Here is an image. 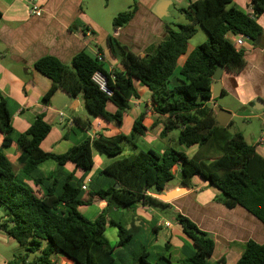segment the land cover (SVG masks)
Here are the masks:
<instances>
[{
  "label": "trees",
  "instance_id": "obj_1",
  "mask_svg": "<svg viewBox=\"0 0 264 264\" xmlns=\"http://www.w3.org/2000/svg\"><path fill=\"white\" fill-rule=\"evenodd\" d=\"M252 8L253 15H249L238 9L234 0H189L187 9L181 10L188 23L180 25L178 31L170 28L155 52L145 56L126 49L116 36H109V54L122 63L124 71L109 73L104 62L85 51L77 54L69 66L53 56H45L34 65L53 83L43 98L44 104L48 105L58 90L72 98L82 96L91 115L119 127L131 110L130 101L139 98L135 82H140L152 94L153 112L162 117L161 137L179 131L180 144L199 146L192 157L173 148L163 153L148 148L116 158L124 151L123 140L137 147L133 139L145 136L144 112L134 122L130 136L99 135L73 146L64 154L49 153L41 147L52 129L45 116H37L26 132L17 133L7 101L0 98L2 144L4 147L17 145L22 151L18 160L21 169L17 172L0 150V209L7 217L0 221V231L24 247L25 253L17 256V261L56 264L53 258L61 255L74 264H117L116 249L130 244L131 233L113 221L107 210L90 221L80 207L103 200L108 207L132 209L143 203L165 209L167 203L150 193L162 192L176 178L173 171L176 165H179L178 176L185 186H190L192 179L200 176L223 193L227 208L241 206L264 223V157L241 132L227 131L232 123L227 128L215 127L214 108L207 105L212 100V77L217 66H222L224 73L238 74L246 65L244 51L236 49L231 36L243 34L254 41L264 33L257 22L264 12V0H252ZM137 10L135 3L115 16L114 29L126 27ZM197 26L207 33V40L179 67L178 59L187 53ZM96 72L107 78L112 96H107L95 84L93 75ZM108 104L117 110L109 112ZM76 122L86 130L91 129L88 120L76 118ZM94 150L116 159L101 171L108 183L93 186L86 198L87 190L82 189L84 177L77 178L75 173H63L61 169L72 163L76 169L90 173L94 167ZM51 162L59 168L47 173L44 165ZM30 182L41 189V197ZM176 221L194 246V253L183 264H209L215 249L214 239L185 215L176 213ZM109 226L119 231L115 245L106 236ZM170 248V243H166L165 249ZM31 254L34 255L32 260L29 259ZM171 257V254L160 255L153 264H174ZM145 258L137 255V262L152 264ZM236 264H264V244L247 242Z\"/></svg>",
  "mask_w": 264,
  "mask_h": 264
},
{
  "label": "crops",
  "instance_id": "obj_2",
  "mask_svg": "<svg viewBox=\"0 0 264 264\" xmlns=\"http://www.w3.org/2000/svg\"><path fill=\"white\" fill-rule=\"evenodd\" d=\"M96 1L99 0H41L43 12L40 17H36L29 12V0H0V12L2 13L0 20V98L7 101L15 132H26L37 116L44 115L52 129L41 147L46 152L59 155L95 136L114 137L118 134L130 136L134 122L144 112L146 114L144 125L147 132L144 137L135 138L138 139L136 141L145 138L148 142L155 140L159 142L162 139L166 143H171L170 135L166 138L161 137L164 125L160 122L162 117L152 110L151 92L138 81L135 82V86L139 98H133L130 101V114H125L123 124L119 128L99 117L92 120L88 111L82 110L80 96L72 98L62 90L55 93L48 105L44 104L43 98L52 88L53 83L34 68L39 59L53 56L62 64L69 66L73 58L83 51L95 52L96 56L100 52L104 55L105 69L109 73L115 70L124 71L122 63L109 54L107 38L112 35L116 36L122 45L140 56L153 53V50L157 49L169 32L170 27L163 18L167 15L170 6L174 4V1H182L187 6L189 5V0H168L161 12L163 18H160L156 13L159 12L160 0H131L126 4L128 8L137 4L138 10L135 17L129 23L130 25L118 30L113 27L114 32L111 33V28H108L103 19H108L113 13L106 12L104 9L95 10ZM114 1L113 5L116 6V0ZM234 4L243 12L253 15L252 0H234ZM111 18L114 19V17ZM257 22L264 32V12ZM101 39L104 45L100 47ZM158 40L161 41L155 46ZM194 49L187 50L188 54L182 56L179 67L184 65ZM241 50L244 51L246 65L238 74H223L222 93L224 94L221 95L228 101L235 102L240 110L234 111L227 100H224V104L217 100L215 104L232 111L233 116L228 126L234 123L233 118L235 117L247 120V124L238 132H241L247 142L256 148L257 153L264 157V141L260 142L264 138L262 129L264 110L260 113L254 110L258 99L264 101V33L254 41L247 40ZM73 99L76 100L75 103ZM213 100L207 105L214 108ZM72 103L75 109L70 106ZM68 108L71 109L70 113L66 111ZM107 110L114 113L117 109L114 105L108 104ZM76 118L88 120L91 123V129L86 130L78 125ZM53 122H58L59 126L53 125ZM3 138L0 133V150L14 166L22 151L17 145L4 147ZM135 139H133L134 143ZM178 145L181 148L175 150L189 157L199 151L198 145L187 147L179 142ZM166 146H162L161 152H158L166 151ZM93 157L94 167L88 174L76 169L72 163L66 164L61 169L63 173H75L77 178L84 177V184L88 186L85 191L86 198L89 197L88 193L93 186H105L108 183V179L101 175V171L113 161H107L95 154ZM58 168L54 163L44 165V171L47 173L54 172ZM20 169V165L15 168L17 172ZM179 170V165L173 168L176 181L167 186L175 191L185 189V192L172 201L164 203H167V208L174 213L187 216L200 230L209 233L214 239L215 249L209 258V264H236L247 242L253 240L264 244V223L241 206L227 208L223 203V193L200 176L194 177L190 186H185L178 176ZM62 176L65 177V174ZM29 184L41 197V189L32 182ZM155 193L157 192L150 194L154 196ZM93 205L99 206L102 210L100 213L107 210L112 220L113 216H118L119 222L116 223L125 227L132 235V240L126 248L116 249V262L121 260L123 264H132V255L135 258L133 262L135 264L137 255L140 254L146 258L157 256V261L160 255L169 252L173 263L183 264L185 259L194 253L192 241L185 235L182 226L180 224L174 226L162 216L167 212V210L162 211L164 208L139 203L132 209H122L108 207V203L103 200L95 201ZM81 208L83 207H80V211ZM0 212H2L0 221L6 220V213L2 208ZM166 223H170L171 227H166ZM162 229H165L167 235L170 236L166 242L170 243L169 250L165 249L166 243L163 246L153 242L149 243L153 240V233L157 235L155 241H158L157 238ZM20 251L15 239L0 231V264H22L16 258V253L21 255ZM53 260L56 264H73L61 255L55 256Z\"/></svg>",
  "mask_w": 264,
  "mask_h": 264
},
{
  "label": "rangeland",
  "instance_id": "obj_3",
  "mask_svg": "<svg viewBox=\"0 0 264 264\" xmlns=\"http://www.w3.org/2000/svg\"><path fill=\"white\" fill-rule=\"evenodd\" d=\"M126 1V2H125ZM131 0H116V6L113 5V2H115L114 0H99V1H96V4H95V10L97 9H104L106 12H110V13H113L112 16L108 17L107 18H104V22L105 24L108 26V28L110 27L111 28V33L114 32L113 30V20L111 17H115L116 15H118V13H120L119 11L121 12H124L126 11V9H128V4L126 3H130ZM118 4V5H117ZM98 7V8H97ZM187 4L185 2H182V1H174V4L170 6L169 10L167 11V15L163 18L164 21H166L168 23V26L170 28H172L174 31H178L179 30V26L180 25H185L188 23L186 17H185V14L183 11H181L182 9H187ZM120 9V10H119ZM130 25V24H128ZM208 35L207 33L199 26H197V32L196 34L189 40V47L187 48V50L189 51L190 48H196L197 46H199L200 44H202L204 41H206ZM157 43H160V41L158 40V42L155 43V46L157 45ZM104 45V42L103 40L101 39L100 41V47ZM95 48H97L95 46ZM96 52H98L97 49H95ZM188 51H187V54H188ZM155 52V49L153 50V53ZM89 55H91L92 57H96V54L95 52H88ZM186 55V54H185ZM184 56V55H182ZM182 56L178 59V64L181 63L182 61ZM73 103L76 102L75 99H73ZM79 100L80 102H82V110L84 112H87V108L85 107V104H84V101H83V98L82 96L79 97ZM217 100H220V103L221 104H224V100L228 101V99H225L224 96H220L216 99H214L212 102V105L214 107H220V108H223L221 105L219 106L218 104H215ZM230 106L232 107V109H234V111L238 112L240 109L238 108L237 104L235 102H231V101H228ZM73 103L70 105L72 106ZM72 109H73V106H72ZM225 109V108H224ZM87 110V111H86ZM67 112H71V109H67L66 110ZM231 113L232 111L229 110ZM258 113H260L261 111H257ZM89 113V112H88ZM130 114V113H128ZM89 116L91 117L92 120H94L96 117H94L93 115H91L89 113ZM233 121L234 123L231 124V126L229 128H227V131L229 133H235V132H238L239 130L243 129L244 125L247 124V120L243 119V118H239V117H235L233 118ZM115 127H118L119 128V125H117L116 123H112ZM53 125L55 126H59L58 122H53ZM170 135V141L171 143L164 141L162 139L159 140V142L157 140L153 141V142H148L146 141L145 138L143 139H139V141H136L138 139H135V145L138 146V147H134L129 141L127 140H123L121 142V144L123 145L124 147V151L123 153H121L120 155H118L116 158H122L123 156L125 155H128L134 151H138L139 149H148V148H151V149H154L156 151H160L161 150V147L162 146H166L165 149H170V148H174V149H180L181 147L178 145V142H177V139H178V135H179V131H173L172 133L169 134ZM173 139H175L173 141ZM138 142V143H137ZM161 152V151H160ZM93 154L97 155V156H101L102 158H104L105 160L107 161H111L113 159H116L114 157H109L107 155H100L96 150L93 151ZM52 163V162H51ZM19 166V163L18 161L15 163L14 167L16 168V166ZM176 181V178L171 182H175ZM1 210V209H0ZM167 210V212H165ZM102 210L99 208L98 205H92L90 207H83L81 208V212L82 214L87 217L90 221H94V219L96 218V216L101 212ZM163 212H165L164 215H162L166 220H168L169 222H171L174 226H177V221H176V213H174L172 210L166 208V209H162ZM0 217H2V212H0ZM113 220L115 222H119V218L118 216H113ZM118 228L116 227H113V226H109L107 227V231H106V236L107 238L109 239V241L115 245L118 240H119V237H118ZM153 233V232H152ZM157 235L153 233V240L149 241V243H155V244H159L161 246H163L169 239L170 236L167 235V232L165 229H162L160 230V233H159V236L157 238L158 241H155ZM18 244V243H17ZM19 248H20V252L21 254H24L25 253V249L24 247H21L19 244H18ZM156 253V252H154ZM168 253L169 252H166L164 254V256H168ZM17 256H19L17 253H16ZM34 258V255L31 254L30 255V260H32ZM157 259V256H150V257H147L145 260H147L149 263L151 262L153 264V262H155ZM69 260V259H67ZM131 260H132V264L133 262L135 261V258L131 255ZM71 261V260H69ZM73 262V261H71ZM137 262V261H136ZM118 264H123V262L121 260H118L117 261ZM74 264V262H73ZM137 264H142L140 262H138ZM174 264H182V263H174Z\"/></svg>",
  "mask_w": 264,
  "mask_h": 264
},
{
  "label": "water",
  "instance_id": "obj_4",
  "mask_svg": "<svg viewBox=\"0 0 264 264\" xmlns=\"http://www.w3.org/2000/svg\"><path fill=\"white\" fill-rule=\"evenodd\" d=\"M168 0H160L158 5L159 12H156L157 15L160 18H163V15H161L162 10L164 9L166 3ZM161 41V40H159ZM126 49H128L126 47ZM224 74V68L220 65L217 66V70L215 71L213 77H212V99H216L222 95V77ZM257 106L254 110L256 111H262L264 110V101L262 99H258L257 102H255ZM74 109L76 107H73ZM213 116L216 120L215 127H222L226 128L229 124V122L232 119V113L228 110H225L220 107H214L213 109ZM188 190V188L186 189ZM185 192V189H181L180 191H175L171 187L166 186L161 193H155L154 197L163 201V202H170L174 198H176L178 195Z\"/></svg>",
  "mask_w": 264,
  "mask_h": 264
},
{
  "label": "built area",
  "instance_id": "obj_5",
  "mask_svg": "<svg viewBox=\"0 0 264 264\" xmlns=\"http://www.w3.org/2000/svg\"><path fill=\"white\" fill-rule=\"evenodd\" d=\"M29 12L33 16L40 17L43 12L41 0H29ZM231 40L233 41V44L236 47V49L240 50L245 44V42L251 39L243 34H239L236 36H232ZM96 57L98 58L99 62H104L105 58L102 53L98 52ZM93 81L103 93H105L107 96H112L113 91L109 88L108 80L101 72H96L93 75ZM61 116L63 115L61 114ZM262 129L264 131V113L262 115ZM263 141H264V138L260 140V142H263ZM82 189L87 190L88 189L87 184H84ZM165 226L170 228L171 224L166 223Z\"/></svg>",
  "mask_w": 264,
  "mask_h": 264
}]
</instances>
